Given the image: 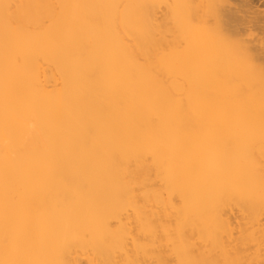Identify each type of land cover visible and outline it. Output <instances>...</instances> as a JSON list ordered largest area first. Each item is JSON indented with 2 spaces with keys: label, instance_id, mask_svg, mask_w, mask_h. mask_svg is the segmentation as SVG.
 <instances>
[{
  "label": "bare ground",
  "instance_id": "6f19581e",
  "mask_svg": "<svg viewBox=\"0 0 264 264\" xmlns=\"http://www.w3.org/2000/svg\"><path fill=\"white\" fill-rule=\"evenodd\" d=\"M0 264H264V0H0Z\"/></svg>",
  "mask_w": 264,
  "mask_h": 264
}]
</instances>
